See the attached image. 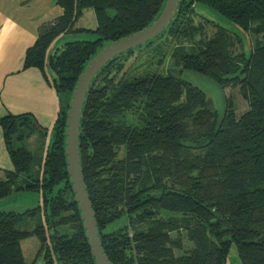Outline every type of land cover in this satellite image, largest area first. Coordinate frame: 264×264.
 Returning <instances> with one entry per match:
<instances>
[{
  "label": "trees",
  "instance_id": "trees-1",
  "mask_svg": "<svg viewBox=\"0 0 264 264\" xmlns=\"http://www.w3.org/2000/svg\"><path fill=\"white\" fill-rule=\"evenodd\" d=\"M58 3L63 14L41 27L24 64L40 69L59 96L54 126L31 113L1 120L14 169L0 177V201L21 192L39 193L40 201L25 212L0 211V264H28L22 242L34 235L46 264H97L69 173L70 103L89 62L150 27L167 0ZM199 5L236 30L217 24L210 35ZM89 9L97 28L77 27ZM89 32L98 38L82 39ZM160 36L170 43L150 50L160 63L171 55L183 71L240 88L248 110L239 115L231 96L221 119L207 94L179 76L129 77L135 50L105 66L80 127L83 174L105 252L113 264H227L235 244L242 264H264V0H181ZM34 135L42 144L32 150L26 142ZM34 218L37 227L25 229Z\"/></svg>",
  "mask_w": 264,
  "mask_h": 264
},
{
  "label": "crops",
  "instance_id": "crops-1",
  "mask_svg": "<svg viewBox=\"0 0 264 264\" xmlns=\"http://www.w3.org/2000/svg\"><path fill=\"white\" fill-rule=\"evenodd\" d=\"M62 14L58 0H0V177L14 169L2 118L9 113H31L51 130L59 113L55 89L40 69H24V64L41 27L53 23ZM10 200L0 201V211L2 202ZM227 264L242 263L229 258Z\"/></svg>",
  "mask_w": 264,
  "mask_h": 264
},
{
  "label": "rangeland",
  "instance_id": "rangeland-1",
  "mask_svg": "<svg viewBox=\"0 0 264 264\" xmlns=\"http://www.w3.org/2000/svg\"><path fill=\"white\" fill-rule=\"evenodd\" d=\"M198 15L203 18L204 20H209L207 22V30L211 32L212 35L216 28L215 25L220 24L222 26H226L229 29L235 31L236 27L220 14L218 11L213 10L207 6L199 5L197 9ZM113 14V11H111ZM98 26L97 18L93 10L89 9L86 10L84 16L80 19L77 27H85V28H94L96 29ZM98 38L97 34H93L92 32L86 33L82 36L84 40H96ZM152 44V43H151ZM143 45L135 49V55L129 61L127 68H132L128 75L129 77L138 76L144 74L145 72H154L160 74H168L172 73L176 76L183 78L194 84L195 86L202 89L211 99L214 108L218 111L220 118L222 119L225 115L228 99L232 96L236 111L240 115L248 110V102L243 97L240 88L238 87H227L222 88L220 87L213 79L208 76L201 75L199 73L190 71V70H181V68H177L173 65V61L171 59V55L164 59V62L160 63L159 60L161 57L159 55H155L153 52H150L151 49L155 48L156 46L160 45L161 47H167L170 49V43H168L167 39H163V36H160L158 39H155L152 45ZM55 45L52 46L54 49ZM140 49H145L148 54L142 55L139 51ZM161 50V49H160ZM150 52V53H149ZM14 135V134H13ZM53 140V136L49 135L48 140L46 142V147H48ZM42 142L38 135L32 136L27 142L26 146L29 149L34 150V148L41 145ZM42 150V148H41ZM12 200L9 202H2L3 211H17V212H25L30 208H34L38 205L40 201V194L36 192H21L19 194H15L11 196ZM12 202H18L17 204H11ZM9 204V205H8ZM40 223L39 218L29 219L26 221V228L28 230H33L37 227ZM22 246L24 249V254L26 258V262L28 264H46L45 263V255L41 253V241L37 236H31L23 240ZM229 258L233 259L234 261H239L240 257L238 254V250L235 244L232 245L231 251L229 254Z\"/></svg>",
  "mask_w": 264,
  "mask_h": 264
},
{
  "label": "water",
  "instance_id": "water-1",
  "mask_svg": "<svg viewBox=\"0 0 264 264\" xmlns=\"http://www.w3.org/2000/svg\"><path fill=\"white\" fill-rule=\"evenodd\" d=\"M181 0H167L165 9L161 16L147 29L125 37L119 41L113 42L103 48L87 65L85 71L80 76L73 99L70 103L69 119L67 121V155L69 164V173L72 176L71 182L76 194V201L82 211V219L84 220L85 229L87 230V238L93 250V254L97 259V264H113L106 254L102 245L100 232L97 226L96 213L93 209V203L90 199L88 187L83 174L82 157L80 150L81 136V119L83 109L87 100V95L94 79L98 74L116 57L130 50L146 45L150 41L156 39L175 19L179 10ZM248 39L249 36L247 35ZM249 39V43H250Z\"/></svg>",
  "mask_w": 264,
  "mask_h": 264
}]
</instances>
